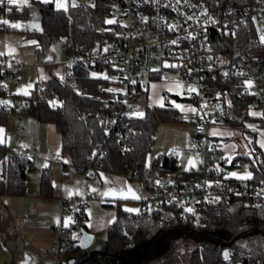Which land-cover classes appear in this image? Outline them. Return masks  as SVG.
<instances>
[{
	"label": "trees",
	"instance_id": "1",
	"mask_svg": "<svg viewBox=\"0 0 264 264\" xmlns=\"http://www.w3.org/2000/svg\"><path fill=\"white\" fill-rule=\"evenodd\" d=\"M220 2L246 6L252 4L253 0ZM30 4L31 7L24 5L19 10L12 5L9 7L11 12L2 10L7 18L38 21L39 30L24 32L36 38L41 49L49 47L52 36L66 35L69 45L81 52L97 44L101 46L115 37L114 24L105 23L112 15L113 0L78 1V6L73 8L70 4L67 12L57 10L54 4L38 1ZM249 36L250 33L242 30L236 40L222 39L215 34L212 42L215 56H227L232 63L254 62L257 57L253 55L259 53L263 46L258 41H252ZM216 66L213 72L225 68L224 65ZM110 69L104 64L92 66L79 63L72 66L71 75L62 74L64 80L57 75L38 80L31 94L23 97V106L17 104L20 95H11L14 103L12 112H24L39 121L53 123L61 137V153L78 170L87 171L90 167L92 173L106 170L124 174L140 180L144 188L149 182V172L153 178H157L162 171L188 174L191 170L178 169L174 155L158 156L150 167L146 164L157 118L173 119L174 110L146 107L144 118L134 120L136 131L130 139L129 147H120L111 127L118 108L115 96L101 91L102 88H110L112 82L110 79L91 77L93 71L98 74H114ZM220 82L231 88V106H224L222 121L232 127H245L251 122L255 127L264 128V121L253 122L255 117L245 109V96L240 93L236 81L230 79ZM4 93L0 88V95ZM51 100L62 102L63 106L54 107L49 104ZM1 116L4 121L6 114L0 112ZM246 137L250 151L254 149V152L251 156H236L231 166H234L238 158L249 160L253 177L248 180L225 178V184L230 188L246 181H264V149L257 143L258 134L249 130L245 132ZM91 156L93 159H90ZM29 162L21 156L5 158V178L0 180V195L26 193V174L23 168ZM38 189L40 195L52 196L49 169L41 172ZM184 214V207L175 202H160L151 210L141 208L139 213L125 211L118 202L116 217L107 230L105 246L87 253L79 264H228L232 261L264 260V207L261 204L248 201L243 196L219 200L203 211L204 225L200 228L188 223ZM226 248L229 249L227 259L223 257Z\"/></svg>",
	"mask_w": 264,
	"mask_h": 264
},
{
	"label": "built area",
	"instance_id": "2",
	"mask_svg": "<svg viewBox=\"0 0 264 264\" xmlns=\"http://www.w3.org/2000/svg\"><path fill=\"white\" fill-rule=\"evenodd\" d=\"M165 4L174 7H164ZM11 6L6 3L0 5V19L16 20L7 18L2 10ZM201 8L207 9L206 14H201ZM111 12L117 21L114 24L115 37L113 39L103 43V46L96 45L88 51L81 52L69 45L66 35H59L57 36V54L52 57V61L48 59L44 63L61 66L63 74L70 73L72 66L79 63L92 66L104 64L111 68L113 75L120 78L115 81L110 79L111 87L123 89V91L113 93L118 108L111 126L121 148L129 147L130 139L136 131L134 120L137 118L126 114L132 113L137 108L144 112L151 83L154 81L173 83L171 79L173 77L181 82L182 88L177 92L168 91V87L162 88L160 94L166 97L163 108L174 110L175 113L177 109L171 104V101L175 100L179 103L191 104L198 110L199 114H193L191 121L197 129L194 155L202 158V164L188 174L180 171L174 172L170 179L153 178L152 173L149 172L147 175L149 182L144 188L146 198L144 201L158 199L159 201L154 206L160 202H175L182 205L184 210L188 207L193 208L195 215L185 210L184 218L196 228L204 225L203 211L209 205L231 196H243L248 201L257 202L264 207V193L257 195L261 189H264V183L246 181L234 188L225 184L224 179L228 177L227 172L231 164L226 162V158L215 161L214 156L221 150V147L218 138L208 132L209 126L218 125L221 122L222 114L220 115L216 108L217 101H222V113L224 106L230 101L231 88L228 84L220 82L221 80L234 79L236 81L235 84L240 93L245 96L243 103L246 110L264 111V43H261L259 38L261 34L259 29L264 28V0H253L252 4L246 6H238L229 2L222 3L220 0H189L188 4H185L183 0H180L179 4L176 0H159L158 4L154 0H149V2L113 0ZM187 16L194 18L187 20ZM144 17L148 18L146 22ZM169 24H176V29L169 30ZM0 30L8 31L9 27L0 24ZM240 30L250 33V39L260 42L263 46L259 53L253 55L257 57L255 61L232 63L227 56L220 54L215 56L213 36L217 34L222 39L236 40ZM172 40H177L178 43L173 45ZM105 47H108L107 52L103 51ZM64 49L67 52L65 57H63ZM165 61L186 67L166 68L163 66ZM9 64L11 67L8 66ZM216 64L224 65L225 68L222 71L213 72L217 67ZM113 65L118 67H113ZM156 66H159L160 73L151 71ZM24 67L28 65L22 61L0 59V76H15ZM188 69H192L191 73ZM225 72L228 73L227 76L224 75ZM238 73L244 75H238ZM107 75L112 74L107 73ZM132 80L136 83L132 84ZM28 81L31 80L28 79ZM246 81L252 82L251 87ZM189 85L195 86L198 94L187 92ZM101 91H105V88ZM178 92L183 94H178ZM217 94H220L219 98ZM129 105L132 107L130 108ZM0 106L5 112H12L11 104ZM174 113L173 119L184 118V115L179 116ZM256 129L258 132L259 128ZM261 129L264 131V128ZM49 155L53 156V161L61 163V159L55 157L53 151H49ZM13 156H21L30 161L23 168L24 173L36 167L38 154L34 149L20 146L6 149L0 145V180L5 178L3 161ZM99 156L101 157L102 154ZM90 159L93 157L91 156ZM155 180H160L164 186L156 185ZM216 181L220 182L219 186ZM216 197L220 199L216 200ZM21 219L26 220L27 216L23 215ZM72 219L73 223L77 222L75 216ZM68 241L67 251H77L79 245L71 240ZM228 264H264V260L232 261Z\"/></svg>",
	"mask_w": 264,
	"mask_h": 264
},
{
	"label": "crops",
	"instance_id": "3",
	"mask_svg": "<svg viewBox=\"0 0 264 264\" xmlns=\"http://www.w3.org/2000/svg\"><path fill=\"white\" fill-rule=\"evenodd\" d=\"M25 30H31V28L26 25ZM3 42V52L6 54L3 57H0V59L14 60L13 56L18 53L15 44L16 34H10L9 30L6 31L3 37ZM8 45L15 47V52L11 55L7 54ZM49 52L51 53V56L54 57L55 53L49 51V47H47V49L36 51V54L39 59L43 60V62H47ZM30 67L31 65H28L27 68ZM20 70L18 73L22 71ZM15 76H0V88L4 90V85L2 84L4 80L7 81ZM28 79L31 81L29 82ZM28 79L27 81L31 83L32 79ZM172 84L173 83L159 81L152 82L148 91L146 107L162 108L158 104L149 101V97L154 96L153 85H156L157 91L155 93H158L161 96L160 91L162 88L168 87ZM172 91L177 92L178 89L173 88ZM3 95L4 94L0 96L3 98ZM8 99H11V106L13 107L14 103L11 95ZM180 104L194 107L188 103ZM0 112L6 114V119L4 121L2 120V116L0 118V127L5 130V138H10L6 144L1 146L6 149H12L18 146L23 147V145H28L29 148L34 149L38 154V158L35 162L36 167L25 173L26 193L24 195H0V250L8 243L7 240L13 242L12 264H62L61 260H57L56 262V260L54 261L48 255H45L44 250H47L46 248H52L53 246H51V243L54 245V242L57 244V253L60 252L61 249L67 251L66 244L69 242L68 240L79 245V227L81 226L85 227L87 231L93 234V239L89 246H91L92 249H95V251L96 249L99 250V248H103L106 244L107 230L116 217V206L118 202L121 203V206L124 209L126 207L133 208L134 204H128L130 201L139 203L140 209L142 206H147V203L143 202L144 199L123 200L112 196H101L99 194L100 192L106 191L108 187L113 185L105 183L104 179L101 178L100 173H103L104 177L112 180L126 181L128 184H131L134 189H138V194L143 197L145 189L140 180L131 179L124 174H115L106 170H99L96 173H92L89 168L87 171H81L69 163H65L68 159L61 153V137L53 123L39 121L36 117L24 112L7 113L2 110L1 106ZM252 112L264 113V111L260 109H251L248 111L250 115ZM182 113L184 118L185 116L191 118L192 114H194L187 111ZM221 122H223L222 118ZM248 125L250 124L248 123ZM226 127L231 130L232 126L226 124ZM226 127L220 126V123L218 125H211L208 128V132L212 135V132L216 131L217 135L213 136L219 138L224 136L222 133L227 129ZM257 133H261L262 135L264 131L259 129ZM222 149L223 147H221V150ZM49 151H53L55 157L58 155L61 159V163L53 161V156L49 155ZM45 163L48 164L47 168L42 166ZM46 169H49L51 172L53 186V194L49 197L42 196L38 193L40 174ZM89 173H92L93 175H89ZM170 173L171 177H168ZM173 173L174 172L162 171L157 176V179H170L173 177ZM115 186L120 187L121 185ZM66 188H78L80 189V192L78 194L69 195L68 192L65 191ZM93 188L98 189V192L93 191ZM7 197H12V200ZM18 203L24 213L28 215L26 220H22L20 217V223L24 224L20 231H25L24 233H26L31 241L30 245L27 247H21L17 242L16 239L19 233L18 226L9 216V205L12 204L11 206H15V204ZM155 204L156 203H154V205ZM89 211L91 212V215H89ZM78 215H80V218H78ZM69 216H75L77 222H71L68 227H64V222ZM89 224L92 226L89 227ZM75 229L77 233L76 236H73Z\"/></svg>",
	"mask_w": 264,
	"mask_h": 264
},
{
	"label": "rangeland",
	"instance_id": "4",
	"mask_svg": "<svg viewBox=\"0 0 264 264\" xmlns=\"http://www.w3.org/2000/svg\"><path fill=\"white\" fill-rule=\"evenodd\" d=\"M38 0H30V3L35 2ZM79 2H87L88 0H78ZM70 5V0H68V7ZM115 18L113 15H110L107 19ZM16 19V18H15ZM20 22L22 24V27L20 29H14L9 27V33L10 34H16V47L18 49V53L13 56L14 60H19L27 65H31L30 68H23L18 73L17 76L14 78H10L7 81L4 80L2 83L4 85V100L8 101V97L12 94L20 95L21 97L17 100L19 107L23 106L25 104L24 98L26 95L23 93H19L18 90L21 88L32 84L34 87V84L38 80H43L49 77H52L54 75L62 76V68L61 66L54 65V64H45L42 59H39L37 57L36 51L40 50L42 47L38 43L37 45L29 44L28 41L30 40H36V38L27 35L24 30L26 29L27 22L23 19H18L13 21ZM261 28V27H260ZM6 31L0 30V51L3 52L4 42L3 37L5 35ZM37 41V40H36ZM58 38L57 36H52L51 43L49 45V51H52L55 53V55L58 52ZM97 46H99L97 44ZM103 46V44L101 45ZM66 49L63 50V57L66 56ZM49 56H51V53L49 52ZM52 57V56H51ZM48 59V58H47ZM49 61H52L49 60ZM159 66H156L158 68ZM107 74V73H104ZM109 77L114 76L108 75ZM28 78L32 79V82L29 83L27 81ZM31 91V89H29ZM156 88L154 89V93L156 92ZM28 96V95H27ZM155 95L149 97V101L154 103ZM179 103L178 101H176ZM156 104V103H155ZM180 104V103H179ZM175 108V107H174ZM208 107H206L207 109ZM177 109V108H176ZM183 116L181 110L177 109L175 110L174 115ZM193 115V114H192ZM10 117V116H9ZM253 122L262 120L264 121V116H254ZM192 118L187 117V119L183 118L181 120L177 119H166V118H157L155 133H154V140L151 146V150L148 152L146 157V164H148V157H151L150 164H152V161L156 157H163L165 155H175L176 156V164L178 166V169L185 170L187 165V158H198L196 166L194 168H198L200 164H202V158L196 157L194 155V145H195V137L197 134L196 126L191 121ZM251 123V122H250ZM249 123V124H250ZM251 125V124H250ZM220 126L226 127V124L223 122H220ZM227 129L224 130L223 133L231 132L233 135L228 136L224 135L222 137H219V143L221 147H223L222 150L218 151L217 154L214 156L215 161L220 160L221 158H226L227 160L231 158V162L233 159L238 155H243L246 152H250L247 137L245 138V132L249 130H253V128L248 127V123L245 125V127H226ZM243 128V129H242ZM257 128V127H255ZM261 129V128H259ZM256 129V133H257ZM254 131V130H253ZM244 132V133H243ZM258 134V133H257ZM260 140H264L263 135L258 134L257 143ZM259 144V143H258ZM229 146H235V147H229ZM173 149L176 150V154H173ZM231 162L229 164H231ZM193 168V169H194ZM246 171H251L250 169V162L249 160L238 158L236 161V164L234 166H230L229 170L227 172H237L238 174H245ZM168 177H171V173L168 175ZM233 178V177H230ZM236 179V178H235ZM12 200V197H7ZM5 200V199H4ZM145 200V199H144ZM158 199H150L147 200L145 203H147V206H142V208H147V210H151L152 206H154V203H157ZM129 205L134 204L133 208L140 209V204L137 202L130 201L128 203ZM9 205V216L11 219H13L16 224L17 228L19 230L18 236H17V242L21 247H27L30 245V240L27 237L25 231H20V229L23 228L24 224L20 223V217L22 215L28 216L24 213V211L21 209L19 203L15 204V206ZM76 229L74 230L73 236H76ZM8 243L3 246V248L0 250V264H12V248L14 247V244L12 241L7 240ZM10 241V242H9ZM52 248H46L47 250H44L45 255H48L50 258H52L54 261L61 260L62 264H79L80 261L83 259V257L87 253H91L95 251V249H92L91 246L88 248L82 249L79 248L75 252H68L64 249H61L58 257V249L57 244L54 242V245L51 243ZM101 249V248H99ZM97 250V249H96ZM38 251V250H37ZM59 259H58V258ZM72 261V262H70Z\"/></svg>",
	"mask_w": 264,
	"mask_h": 264
},
{
	"label": "snow or ice",
	"instance_id": "5",
	"mask_svg": "<svg viewBox=\"0 0 264 264\" xmlns=\"http://www.w3.org/2000/svg\"><path fill=\"white\" fill-rule=\"evenodd\" d=\"M38 2L42 3V4H54V6H55V8L57 10H63L65 12L68 11V0H38ZM145 2H149V0H145ZM154 2L158 4L159 0H154ZM183 2L185 4H188L189 0H183ZM5 3L7 5H15V6H17L18 10H19L20 7H22L24 5H28L29 7H31L30 0H0V5H4ZM176 3L179 4L180 0H176ZM71 6L73 8L78 6L77 3H76V0H71ZM91 6L95 7V4H92ZM170 6L174 7L173 5H170V4H165L164 5V7H170ZM193 7H195V6H193ZM7 10L9 12H11L12 9L8 8ZM175 10L178 11V9H175ZM206 12H207L206 8H201V14H206ZM193 18H194L193 16H187L186 17L187 20H192ZM143 19L146 22L148 18L144 17ZM213 22H215V21H213ZM105 23L108 24V25H112V24H116L117 21H116L115 18H112V19L105 20ZM0 24L9 26V27L14 28V29H20L22 27V24L20 22L13 23V22H10L7 19H0ZM27 27H30V28H33V29H38L39 25H37L35 23H32L31 25H29ZM168 27H169V30H175L177 25L176 24H169ZM105 30L108 31L110 29H105ZM259 31L261 33L260 37H259L260 41H261V43H264V28H260ZM232 34L234 35V33H232ZM189 36H191V33H189ZM28 43L38 46V42L36 40H30V41H28ZM177 43H178L177 40H172L171 41V44H173V45H176ZM7 49H8L7 54H9V55H11L12 53L15 52V47L12 46V45H8ZM103 51L107 52L108 51V47L103 48ZM5 54H6L5 52L0 51V57H3ZM48 59L51 60L52 57L49 56ZM209 59H211V57H209ZM106 62H108V61H106ZM8 66L11 67L10 64ZM163 66L166 67V68L186 67L184 65L171 64V63H168L167 61L164 62ZM69 67H71V65H69ZM113 67H118V66L113 65ZM118 70L123 71L122 69H118ZM151 71L155 72V73H160L161 70L158 69V68H154V69H151ZM191 71H192V69H188L189 73H191ZM69 75H71V74L69 73ZM224 75L227 76L228 73L225 72ZM238 75H244V74L243 73H238ZM91 77L92 78H103L105 80L111 79V80H114V81L120 79L119 77H116V76L109 77L107 74H104V73L98 74L95 71L91 72ZM60 79L64 80V77L61 76ZM125 79H127V77H125ZM171 79L173 80V84L168 86V91H172L173 88L178 89V90L182 88L181 82L176 81L175 77H173ZM131 83L135 84L136 81L132 80ZM246 83L248 84L249 87H251V85H252L251 81H246ZM32 88H33V85L29 84V85L21 88L18 91H19V93H23L24 95L27 96V95L31 94L29 89H32ZM152 88L155 89L156 85H153ZM105 91H107L109 93H117V92L123 91V89H117V88H114V87H110V88L105 89ZM187 92H189V93H197L198 94V89L195 86L189 85L187 87ZM78 94H81V93H78ZM178 94H183V93L182 92H178ZM125 95H127L126 92H125ZM154 95H155L154 103L158 104L160 107H164L165 106L164 102H165L166 97L160 96L158 93H154ZM219 95L220 94H217V98H219ZM123 103H127V101H123ZM9 104H11V101H7V100L0 101V105L7 106ZM49 104L54 106V107L55 106H60V107L63 106L62 102H59V101H56V100L49 101ZM171 104H172V106H174L175 108L181 110L182 112L187 111V112H191V113H194V114H197V115L199 114L198 110L196 108L191 107V106H185V105L179 104L175 100L171 101ZM228 105L231 106V101H228ZM205 106H206V102H205ZM129 107L131 108L132 106L129 105ZM126 115L142 119V118H144L145 113L137 108L132 113H127ZM251 115H253V116H264V113L252 112ZM202 118L203 117H201V119ZM185 119H187V116H185ZM101 123H103V122H101ZM248 127L253 128L254 131L256 130L254 125H248ZM200 130L202 131L203 129L201 128ZM4 133H5L4 128L0 127V145L6 144L8 142V140H10V138H7V139L5 138ZM222 134L223 135H228V136L233 135V133H231V132L222 133ZM212 135H217V132L213 131ZM262 135H264V133H262ZM250 143H251V141H250ZM258 143H259L260 147L262 149H264V140H260V141H258ZM23 147L26 148V147H28V145H23ZM229 147H235V146H229ZM253 152H254V149L252 151H250V152L244 153L243 155L251 156ZM173 154H176V150L175 149H173ZM94 155H95V153H94ZM28 158L31 159V157H28ZM57 158H59L58 155H57ZM197 159L198 158H187L188 167H186L185 170L186 171L192 170L196 166ZM150 161H151V157H148V164H147L148 167L151 166ZM226 162L230 163L231 162V158H229ZM65 163H68V161H65ZM42 166L47 168L48 164L45 163ZM217 169H218V166H217ZM89 175H93V174L89 173ZM100 176H101V178L104 179L105 183L113 185L111 187H108L106 191L100 192L99 194L101 196H112L114 198H119V199H123V200H127V199H133V200L146 199L142 195L138 194V191H139L138 189H134L133 186L131 184H128L126 181L112 180L110 178L104 177L103 173H100ZM229 177H233V178H236V179H239V180H248V179H251L253 177V173L251 171H246L245 174L241 175V174H238L237 172H230V173H228V177H226V178H229ZM77 183H79V182H77ZM261 183H264V181H261ZM155 184L156 185H160L161 187L164 186L163 184H161L160 180H155ZM216 184L219 186L220 182L216 181ZM115 185H121V186L120 187H116ZM197 187H199V185H197ZM92 190L98 192V189L93 188ZM65 191L68 192L69 195H72V194H78L80 192V189H78V188L77 189L66 188ZM262 193H264V189H261V192L257 193V195H261ZM215 199L219 200L220 198L216 197ZM185 210L187 212L193 213L195 215L193 208L188 207ZM125 211L139 213L140 209L127 208L126 207ZM89 215H91L90 211H89ZM71 222H74V221H73L72 217L69 216L67 218V220H65V222H64V227H68L69 223H71ZM109 222H112V221H109ZM91 226L92 225L89 224V227H91ZM224 257L227 259L229 257V253L225 252L224 253Z\"/></svg>",
	"mask_w": 264,
	"mask_h": 264
},
{
	"label": "water",
	"instance_id": "6",
	"mask_svg": "<svg viewBox=\"0 0 264 264\" xmlns=\"http://www.w3.org/2000/svg\"><path fill=\"white\" fill-rule=\"evenodd\" d=\"M76 3H78V0H76ZM70 4H71V0H70ZM32 23L39 25V28L35 29V30L40 29V23L38 21H35V20L34 21L33 20L27 21V26L31 25ZM31 30H33V28H31ZM0 101H3V98L1 96H0ZM216 108L218 110V113L221 115L222 114V101H217ZM79 232H80V235L78 238L79 247L82 249H85L90 245V243L93 239V234L91 232L87 231V229L83 226L79 227ZM225 252L229 253V249H227V248L224 249L223 257H224ZM70 262H72V261H70Z\"/></svg>",
	"mask_w": 264,
	"mask_h": 264
}]
</instances>
